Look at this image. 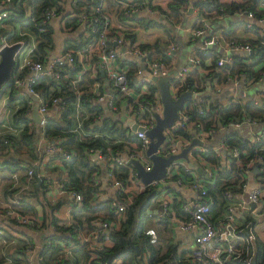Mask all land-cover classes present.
Segmentation results:
<instances>
[{
  "label": "built area",
  "instance_id": "obj_1",
  "mask_svg": "<svg viewBox=\"0 0 264 264\" xmlns=\"http://www.w3.org/2000/svg\"><path fill=\"white\" fill-rule=\"evenodd\" d=\"M77 0H58L57 5L46 8L42 13V18L38 24V30L42 31L47 23H53L60 18L68 9L75 4ZM97 3L93 4L90 11L82 9L77 14L79 26L87 36L92 32H97L95 44H88L84 48L73 49L65 48L61 37L58 38L57 43L48 52V58L45 62H41L34 58V49L36 47V39L32 32L17 26L15 33L18 36H29V41L19 48V51L15 57V67L12 71L11 79L5 90L0 95V140L4 145L0 147V158L9 155L10 152V139L20 135L25 128L30 131H36V142L38 156L32 160L31 165L24 171L11 172L8 169L7 173L0 175V257L2 256L1 264H34L35 256L41 243L33 245L26 244L24 241L30 243L31 236L20 232L19 227L27 226L36 232H42L43 229L48 226L50 232H54L55 226L49 223V217L45 216V213L41 210L37 213V209L33 213L25 211L22 202V196L24 193H29L34 189L33 185H36L39 189H44V194L48 197V201L51 204H57L63 198H71L69 200L68 215L65 218H60L56 215L57 208L53 210L61 221L69 225L75 224L74 219L71 217L70 212L78 206L82 201V194L70 187H64L66 181L67 172L63 167V160L72 157L74 153L73 149L63 148L58 140H53L48 137L44 131V125L46 123L47 116L44 114L48 111H52V115H59L62 110H65V99L62 95H54L48 99H45L40 91L34 86L35 81L43 75L53 76L58 79L60 76V69H64L63 77L71 86L75 88L78 81L82 79V74L85 71H91L92 75L97 72L101 74L103 70V81L95 80L92 87L87 92H93L95 102L102 104V109L98 115L92 117L93 123L99 122V117H103L107 114L118 117L121 114H125L127 117L134 119L136 123L143 126L145 129L135 130L132 132L130 126H127L123 121V124L127 127L130 134L135 135L139 141L141 148L134 152H127V149L121 150V152H112L107 132H88L85 128V120H89V113L86 107L80 101V95L82 91L76 90V99L72 104L71 109V127L70 131L74 134L77 140H83L88 136L94 138H103L107 143L106 151L100 148H89L88 154H95V158L98 163L112 165L114 163L127 165L130 169L128 177L123 180L114 176V173L108 172L106 175L110 178L109 183L114 187H120L124 192V200H118L116 197H108L103 195L102 191H98L95 195V199L92 204L97 203L102 199H109L110 207L116 212L118 218L123 217L124 210L133 199V194L139 192L150 184L160 186L163 191L158 195L156 201L158 206L156 212L149 209V214H154V218H165L168 221L170 231L172 233H190L192 234V244L182 245L183 248L189 250L187 260L189 264H236L240 256L243 254L244 245L246 243V236L239 230V224L237 222V216L242 212H249L254 219L264 218V164H262V158L260 155L255 156V159L249 164L250 168L247 170V181L242 186L243 194H240V199L237 203L231 204L228 207L227 212L218 222H213L209 219L208 213L211 205V201L206 197V188L200 178L192 176L190 179L183 177L174 178L173 175L178 173V165H184L185 169H191L187 161L175 160L168 167L164 178L160 180H154L148 185L143 184L136 176V170L132 166L130 159L138 158L144 165L145 169H149L152 166V161L146 154V149L150 142L149 136L145 130L153 127L155 124L156 113L161 114L163 105L159 96L156 99L141 97L142 94L147 93V85L149 83H155L152 76H164L171 73L173 69H177V73L174 78H184L188 70L193 66L199 64L200 58L198 55L191 52L188 56V62L175 66H169L161 57L152 58L151 50L147 49L142 43L151 39H140L142 36H146V29L142 27L141 21L127 20L128 26L117 24L113 21L111 12L108 10L107 0H91ZM121 4V9L125 11V16H133L137 19L144 16L140 12H145L148 16L156 18L161 17V11L158 8V0H117ZM13 0H0V26H5L4 20L8 14L4 6L12 3ZM125 2V3H124ZM126 6H123L122 4ZM264 5V4H263ZM24 15L30 16L31 9L27 6V1L22 0ZM198 18L196 19L200 24L198 27L194 25L188 27L189 37L191 40H198L200 44L195 48L205 49L214 46H222L226 52H230L231 49L234 52L248 53L252 51L253 45L248 40L246 42H237L232 39H225L223 35L214 30L209 24L210 20L207 17L200 16L198 12L193 8ZM188 6L185 8L184 11ZM239 15L252 20L260 26L261 32L264 26V18L253 20V14L251 11L239 10ZM222 17L221 15L219 18ZM148 18V17H146ZM140 24V25H139ZM178 26V25H177ZM12 30V26L8 27ZM140 30V32L138 30ZM137 30V31H136ZM142 32V33H141ZM128 33H134L135 39H132ZM141 33V34H140ZM8 43L6 39L0 40V49ZM168 53H176L178 49L177 41H169L165 44ZM193 51V50H192ZM230 61V54L223 55L222 53L218 57V63H227ZM80 64V69L75 75L71 76L68 70L64 66H68L71 69L75 68V64ZM122 62H125L122 64ZM66 71V72H65ZM245 76L243 74L227 76V83H217L214 81L211 90L220 92L222 85L230 86L231 90L239 86L247 87L251 84H255L252 79L244 81ZM259 79L264 80V75ZM171 89V93L177 96L180 92L176 89ZM192 95L187 97L188 102L192 104L204 103L208 106L213 99H216L209 91H191ZM262 93V92H261ZM260 93V94H261ZM11 96L17 99L13 104H9V98ZM36 97L34 99L33 97ZM18 97H28L26 108L23 112L24 115L30 117V121H16L15 115L18 110L23 106L19 102ZM239 96L235 92H232L229 98L237 99ZM225 97V101H229ZM259 98V97H258ZM37 102V113L40 116L39 122H35L31 118L30 114L33 109L34 103ZM187 102V103H188ZM128 104L126 109H123L125 104ZM179 116L174 120L173 124L164 130V141L156 149V153L167 157L171 154L179 152L182 147L188 145L190 141L197 137L203 144H196L188 156L190 160L197 162L198 155L194 154L195 150H204L206 146L207 138L212 134L214 127L209 130L194 132L193 137L187 139L184 136H176L173 132L176 128H186L194 124L191 120L190 114L187 109V104H182L179 109ZM202 112V108L199 109ZM51 116V115H50ZM243 119H235L221 125L226 127L228 124L240 125L242 121L249 123H259L260 121L254 117L243 115ZM49 117V116H48ZM196 126H200V123H196ZM37 128V129H36ZM263 128V125H262ZM261 128L260 132H255L252 137V141L258 140L264 136V129ZM201 129V128H200ZM121 139H116L115 143H119ZM217 152L227 150L229 155L237 157L239 155V148L236 146H229L221 141V147H214ZM43 159L48 161V164L54 159H57L62 166V170L56 172L53 178H48L47 174L38 168ZM201 166L204 172L208 176L212 174L211 166L206 165L203 161ZM255 162V163H254ZM225 163L224 161L222 164ZM199 164V162H198ZM103 167V165H101ZM257 166L258 172H253V167ZM52 171L55 167H51ZM96 174V173H95ZM252 174L257 179V185L254 187H248V177ZM99 176V175H97ZM8 184V185H7ZM178 184L188 186L193 191L192 198L185 202L184 209H187L189 216L180 217L176 214V210L172 206L171 197L166 194L165 188L168 185ZM7 185V187H6ZM6 188V192L4 189ZM35 195L30 197L31 202L41 203L43 194L38 191ZM227 196H230L228 190L225 191ZM42 204V203H41ZM251 204H254L251 207ZM46 219L47 225L42 226ZM2 220H8V227L13 230L5 228ZM92 228L90 231H82L76 234L75 239H70L60 243V250L57 253L58 258L70 259L73 255V249L79 243L89 242L92 247L102 248L103 244H108L109 233L118 226L117 220H108L101 217H95L91 220ZM102 231L104 232L102 235ZM49 232V233H50ZM146 234L150 236L151 242H155L157 239V232L154 227L150 226L146 229ZM13 256H19L21 261H13ZM118 264V263H117Z\"/></svg>",
  "mask_w": 264,
  "mask_h": 264
},
{
  "label": "trees",
  "instance_id": "obj_2",
  "mask_svg": "<svg viewBox=\"0 0 264 264\" xmlns=\"http://www.w3.org/2000/svg\"><path fill=\"white\" fill-rule=\"evenodd\" d=\"M27 6L31 9V15L25 16L22 0H13L12 3L5 5L7 18L4 20L5 26H0V40L6 39L8 43L21 42V47L29 41V36H18L14 31L20 26L27 31L33 33L36 39V47L34 49V58L45 62L48 58V52L57 43L61 37L65 48L80 49L88 44H95L97 32H92L89 36L81 30L77 14L82 10L90 11L96 1L77 0L72 7L68 9L60 18L53 23H47L44 30H38V24L42 18L43 11L53 5H57L58 0H26ZM108 10L111 12L115 25L120 24L128 26L127 20H137L148 26H158L162 28L166 34V38H156L150 42H144L142 45L151 50V57H161L165 62L175 66V53H168L165 44L171 40L175 41V28L183 19L186 6L192 5L200 16L207 17L211 20L218 19L221 15L225 17L227 14L239 10L251 11L254 19L264 18V0H166L165 4L158 5L161 11V17L156 18H135L133 16H125V11L118 7L117 0H109ZM210 20V21H211ZM199 22L195 20L194 26L198 27ZM12 26V30L8 27ZM241 28L245 31L258 32L260 26L252 20L235 19L226 25H217L214 30L220 32L225 39H232L237 42H246V39L237 37L236 31ZM135 39L134 33H128ZM252 43V51L233 52L230 54V61L222 64L218 63L220 52L215 47L205 49L194 48L193 53L200 58L199 64L193 66L186 73L184 78H174L170 86L178 92L185 90L205 91L207 89V81L209 86H213L214 81L217 83H227V76L239 75L245 76L244 81L252 79L254 82L264 75V34H259L256 39L248 40ZM263 62L261 66L258 63ZM125 62H122L124 64ZM71 76L75 75L80 69V64L76 62L75 68L71 69L64 66ZM66 72V71H65ZM92 72L85 71L82 79L77 82L75 88L65 81L63 74L64 69H60L58 79L53 76H40L34 86L40 91V94L48 99L54 95H62L65 99V110L55 116L47 117L44 125V131L50 139L58 140L59 144L65 149H73L72 157L63 160V167L67 172L64 187H70L82 194L81 203L71 212V217L75 224L69 225L61 223L60 219L54 215L53 210L60 205L51 204L45 196L44 189H39L32 184L34 189L22 196L23 207L25 211L34 212V205L31 203L30 197L35 192L43 194L42 205L45 216L49 217V223L56 228L54 232H50L45 238L41 239V248L34 254L35 264H189L187 255L189 250L183 248L181 241L170 231L168 221L165 218H154V214H149L148 210H153L158 205L156 198L163 191L160 186L148 185L139 192L133 194L132 201L124 210L123 217L118 218L116 212L110 207L108 199L99 200L97 203L91 202L95 199V194L101 190L102 182L97 175L109 171L114 176L124 181L132 169L127 165L114 163L112 165L101 164L92 159L86 150L89 148H100L103 151L107 149V143L103 138H94L88 136L83 140H77L70 131L71 127V109L76 99V90L82 91L80 95L81 103L86 107L89 113V120H85V128L88 132H107L108 140L112 152L119 153L123 149L127 152H134L141 148L139 139L128 132L127 127L120 120V116L115 117L107 114L99 117V122L93 123L92 117L98 115L102 109V104L95 102V94L87 92L95 80L103 81V77L99 72L95 75ZM147 93L141 97L156 99L159 90L156 83L147 85ZM227 99L229 98L226 97ZM17 98L11 96L9 104H13ZM19 102L23 106L15 115L16 121H30V117L23 114L28 97H18ZM185 100L191 120L194 124L186 128H176L173 130L176 136H184L187 139L193 137L194 132L209 130L210 128H218L221 125L234 121L235 119H243V115L254 117L262 123L264 129V91L259 98H249L239 96L237 99L229 98L213 99L212 102L205 106L204 103L192 104ZM126 103L123 109H126ZM202 108V112L199 109ZM200 123V126H196ZM201 128V129H200ZM35 129L30 131L28 128L18 135L10 139V154L0 158V169H8L11 172L24 171L31 165L32 160L38 156ZM116 139H121L119 143H115ZM222 141L229 146H236L240 152L237 157L229 154L217 152L213 146H206L204 150H195L194 154L198 155L197 162L203 161L211 166L212 174L205 176L197 173L193 169H185L184 165H178V173L173 175L174 178L183 177L190 179L192 176L200 178L206 188V197L212 202L209 208V219L218 222L222 219L228 210L229 205L237 203L240 194H243L242 184L247 181V170L250 168L251 160L255 156L260 155L262 164H264V136L256 141L239 134L237 131H228L223 135ZM4 145L0 140V147ZM225 162L222 164V162ZM255 163V162H254ZM103 165V169L102 166ZM96 173V174H95ZM108 180L110 178L107 176ZM8 185V184H7ZM6 185V187H7ZM175 190H177L175 188ZM228 190L230 196L225 191ZM6 192V188L4 189ZM166 194L171 197L172 206L176 210V214L180 217H188L187 209H184L185 202L178 196V192L174 191L172 185L165 188ZM124 192L120 187L114 190L113 197L118 200H124ZM156 204V205H155ZM95 217H101L108 220H117L118 226L109 233L108 244H103L102 248L92 247L89 242L79 243L73 249V255L70 259L58 258L57 253L60 250V243L75 239L77 233L82 231H90L92 228L91 220ZM153 219L154 226L151 224ZM150 220V222L148 221ZM5 228H8V220H2ZM239 230L246 236L243 254L240 256L236 264H264V237L256 230L257 220L254 219L249 212H242L237 216ZM46 226V219L42 226ZM154 227L157 232V239L151 242L150 236L146 234L148 227ZM169 228V229H168ZM168 230V231H167ZM167 231V232H166ZM102 231V235H103ZM24 241V245L32 244ZM137 249L139 252H137ZM19 256H13V261H21ZM4 258L0 257V264Z\"/></svg>",
  "mask_w": 264,
  "mask_h": 264
},
{
  "label": "water",
  "instance_id": "obj_3",
  "mask_svg": "<svg viewBox=\"0 0 264 264\" xmlns=\"http://www.w3.org/2000/svg\"><path fill=\"white\" fill-rule=\"evenodd\" d=\"M192 10V7H190L189 12H191ZM262 32L264 34V26L262 27ZM20 47L21 42L18 41L11 44H5L0 49V95L10 82L12 71L15 67V57ZM103 73V70H101V75H103ZM176 73L177 69H173L168 75L152 76V79L155 81L158 87L160 99L163 105L162 113H156L155 115V124L153 125V127L145 130L146 134L150 138V142L146 149V154L151 159L152 166L149 169H145L143 163L138 158L130 159L132 166L136 170V176L145 185H148L154 180H160L164 178L167 172V167L173 161L178 159L186 160L188 166L191 169L194 168L200 174L208 176L207 173L204 172L202 167L197 162L190 160L188 156L189 151H191L196 144H203L202 141L197 137H194L188 145L182 147L179 152L171 154L167 157L159 155L155 152L158 146L164 141V130L173 124L174 120L179 116L178 111L181 108L182 104L187 97L192 95L191 90L182 91L177 96H174L171 93L170 83ZM207 85H210L209 81H207ZM33 98L36 99L35 96ZM37 105V102H35L30 114L31 118L34 119L35 122H39L40 119V116L37 113ZM52 113V111H48L44 115L48 117L52 115ZM120 120L123 121L127 126L131 127V133H133V131L135 130L145 129L143 126L136 123L133 118L127 117L125 114L120 115ZM222 153L229 154L227 150H222ZM91 156L95 158V154ZM253 172H258L257 166L253 167ZM253 206L254 204H251V207ZM153 211L156 212L157 210L153 209ZM148 212H150V210H148ZM137 252H139L138 249ZM253 264H255L254 258Z\"/></svg>",
  "mask_w": 264,
  "mask_h": 264
},
{
  "label": "crops",
  "instance_id": "obj_4",
  "mask_svg": "<svg viewBox=\"0 0 264 264\" xmlns=\"http://www.w3.org/2000/svg\"><path fill=\"white\" fill-rule=\"evenodd\" d=\"M158 2H159V4L163 5V4H165L166 0H158ZM124 3L122 5L123 6H126ZM109 4H110L109 3V0H107V5L109 6ZM189 6L186 9V11H185V13L183 15V19H182V21L184 23L185 22L188 23L186 25V27H185V30L187 31V34H186L185 39H183V38H176V41L178 43V47H180L181 45L185 44V41L191 40L190 37H189L188 27L193 26V24H194V22L196 20L195 19L196 13H195L194 10H192L191 12H189V8H190ZM118 7L121 9V4L119 2H118ZM140 14L143 15L145 18L146 17H150L145 12H140ZM150 18H153V17H150ZM219 19H222V20L219 23L217 22L216 26L217 25H226V24H228V22L232 21L231 18H228V22L227 23H224V20L227 19L226 17H220L217 20H219ZM238 19L248 20V18H246V17H244L242 15ZM141 23H142V27H144L146 29V31H147L146 32L147 33L146 36H151L152 37V38H150L151 40H148L147 42L153 41L156 38H160V37L166 38V34L162 30V28H160L158 26H148V27H146L143 22H141ZM179 26H177V27L179 28ZM176 28H175V30L178 29V28L177 29ZM259 34H262L261 29H259L258 32H253V31H245V30L239 28L236 31V33H235V35L237 37H240V38H243V39H246V40L256 39ZM191 52H192V50L191 51L188 50L187 57L191 54ZM175 56H176V63L178 64L179 63V49L176 50ZM187 62H188V60H187ZM224 86L225 85H222V88ZM210 90L211 89H206L204 92L210 91ZM263 91H264V88L262 90H258L257 91V95L255 97H259L260 96V93L263 92ZM233 92H235L234 89H233ZM235 93H236L237 96H242V95L238 94L237 92H235ZM230 94L231 93H227L224 96H216V99H218V98L225 99V97L230 96ZM242 97H244V96H242ZM252 132H253V135H254L256 131L252 130ZM221 141H222V139H221ZM213 147H221V142H220V145L219 146H213ZM47 164H48V161L46 159H43L41 161V163L39 164L38 168H40L42 171H44L47 174V177L48 178H53V173H54V176H55L56 172L62 170L61 163L57 159H54L52 162H50L49 165H47ZM52 164H54V165H52ZM49 166L50 167H55V170L52 171V169ZM58 166H60L61 168L58 169L57 168ZM102 169H103V167H102ZM202 169H203V167H202ZM193 170H195V169L193 168ZM197 173H199V172H197ZM98 177L100 178V181L102 182V185H101L102 188H101V190H102L103 195H107L108 197H113L112 195H113L114 190L116 189V187L112 186L111 183H109V180L107 178V175H105V173L104 174H103V172L100 173V175ZM247 184H248V187H254L255 185H257V179H256V177H255L254 174H252L251 176L248 177V183ZM172 187H173L174 191L178 192V196L184 202L189 201L192 198V196H193V191L188 186L173 184ZM175 188L177 190H175ZM70 199L71 198L66 197V198H63L61 200L62 202L59 205V208H58L57 213H56V215L59 216L60 218L67 217V215L69 213L68 208H69V204H70L69 203V200ZM31 200H33V199H31ZM47 200H48V197H47ZM42 202H44V201L41 200V203ZM31 203L34 205V209H37L36 210L37 213L40 212L41 210L43 211V205L41 203H39V204L33 203V202H31ZM156 207H157V205L154 206L153 209H156ZM152 221H154V220L152 219ZM258 223L259 224H262L264 226V218L257 219V223H256V230L260 233V235L262 237H264V234H263L264 233V227L258 228V226H257ZM259 229H261V230H259ZM18 230H20V232H22V233H25V234L31 236V239L35 242V244L41 243V239L42 238H45L49 234V232L51 231L48 226H46L43 229L42 232H36V231H34L33 229H31V228H29L27 226L19 227ZM173 235H175L181 241V244H183V245H191L192 244V234H190V233L175 232V233H173Z\"/></svg>",
  "mask_w": 264,
  "mask_h": 264
},
{
  "label": "rangeland",
  "instance_id": "obj_5",
  "mask_svg": "<svg viewBox=\"0 0 264 264\" xmlns=\"http://www.w3.org/2000/svg\"><path fill=\"white\" fill-rule=\"evenodd\" d=\"M227 19L224 20V23L228 22V18H231L232 20L238 19L240 17L239 12L235 11L233 13L227 14L225 16ZM198 16L195 15V19H197ZM222 19H215V20H211L209 22V24L211 25V27H215L217 22L219 23ZM188 23L187 22H183L181 21V23L178 25L179 28L177 30H175V37L176 38H183L185 39L187 31L185 30V27ZM140 25V24H139ZM138 30V29H137ZM136 30V31H137ZM140 32V30H138ZM142 33V32H141ZM140 33V34H141ZM152 38L151 36H142L140 37V39H150ZM200 44V42L198 40H189V41H185V44L181 45L180 47H178L179 49V65H183L184 63L187 62L188 57H187V52L188 50H193L195 47H197ZM220 53H222L223 55H228V54H232L234 52L233 49H231L230 52H226L222 46H214ZM239 52H242V50H239ZM263 62H260L257 64V66H261ZM264 88V80L259 79L256 81L255 84H251L248 87H243V86H239L237 88H234V91L237 92L238 94L244 96V97H249V98H253L257 95V91L258 90H262ZM207 89H211V86L207 85ZM213 96H224L227 93H232L233 90H231L230 86H224L222 88V90L220 92H213L212 90L209 91ZM262 128V123H249L247 121H242V123L238 126L234 125V124H228L226 127H218L215 128L212 132V134L207 138L206 140V144L208 146H219L221 139L223 138V135L228 132V131H237L239 134H241L244 137L247 138H251L253 137V132L252 130L256 131L257 133L261 131ZM179 161H182V159H178ZM54 165V164H52ZM206 165H208L206 163ZM50 167V166H49ZM51 168V167H50ZM58 169H60L61 167L58 166ZM52 169V168H51ZM7 173L6 169H0V175L1 174H5ZM156 205V204H155ZM158 206V205H157ZM150 222V220H148ZM154 222L151 219V224L154 226ZM258 228H262L264 227L262 224L258 223ZM169 229V228H168ZM261 230V229H259ZM168 231V230H167ZM166 231V232H167ZM264 234V233H263ZM35 264V262H34Z\"/></svg>",
  "mask_w": 264,
  "mask_h": 264
}]
</instances>
